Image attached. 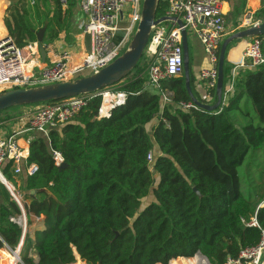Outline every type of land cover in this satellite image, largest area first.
Listing matches in <instances>:
<instances>
[{"label": "trees", "instance_id": "1", "mask_svg": "<svg viewBox=\"0 0 264 264\" xmlns=\"http://www.w3.org/2000/svg\"><path fill=\"white\" fill-rule=\"evenodd\" d=\"M24 1L4 11L13 44L23 49L34 43V27L45 24L44 44L60 40L67 23L60 0H44L50 16L40 23L32 20ZM166 8L159 0L156 17ZM254 17L262 20L264 7ZM256 39L264 56V36ZM228 49L222 98L233 67L226 61ZM142 60L119 83L126 98L108 118L97 119L100 97L95 96L47 137L32 133L26 162L37 166L33 175H14L10 162L2 167L15 191L23 190L26 226L31 217L42 219L43 229L33 233V240L26 234L20 250L29 253L21 255L22 264H75L76 258L83 264H172L197 254L209 264H226L258 243L264 230V206L259 207L264 201V67L240 70L227 103L209 113L179 108L190 102L183 74L161 83L172 92L169 104L144 91ZM193 84L189 64L193 96L202 104L215 102V90L205 88L207 101ZM52 151L60 153L65 168L54 166ZM249 154L253 162L262 159L260 176L245 195L239 170ZM251 167L246 163L248 175ZM0 197V250L14 251L22 235L14 222L21 209L2 184ZM253 218L260 229L240 222ZM2 256L8 263L5 252Z\"/></svg>", "mask_w": 264, "mask_h": 264}, {"label": "built area", "instance_id": "2", "mask_svg": "<svg viewBox=\"0 0 264 264\" xmlns=\"http://www.w3.org/2000/svg\"><path fill=\"white\" fill-rule=\"evenodd\" d=\"M167 8L163 17L174 18L175 21L157 25L151 32L143 56L146 58V75L144 91L161 98L163 104L171 102L172 92L161 88V83L183 74L182 36L186 38L191 33L202 47L206 56L207 67L198 72V78L207 90H215L217 85V67L219 46L226 33L225 12L223 0H164ZM67 0H60L65 6ZM32 4V3H31ZM142 0H78V6L84 16L81 26L82 33L88 38V50L77 53L62 50L51 66L34 73V61L28 57L37 55V43L34 42L26 49H18L10 38L0 39V92L23 88L27 85H46L84 77L112 63L125 50L140 18ZM176 20L181 25L178 26ZM260 20L254 18V13L246 11L238 29L258 26ZM242 57L249 69L264 67V56L260 51L258 39L251 38L245 43ZM88 76V75H86ZM235 85V74L231 72V82L224 93L226 97ZM119 84L102 89L98 93L79 95L56 102L37 104V107L25 117V128L20 133L3 135L0 132V184L8 191L18 206L19 200L14 187L6 181L1 173L2 167L11 163L14 175L31 176L37 171L35 164H27L28 148L21 146L18 135L21 133H38L44 137L50 130L71 120L80 110L84 109L95 97H100L97 119L108 118L111 111L121 106L126 93L120 91ZM184 111L197 109L192 102L180 103ZM54 166L59 167L63 162L60 153L51 152ZM147 160L152 163L151 152ZM7 184L9 186H7ZM264 206V201L259 207ZM245 227L260 229L253 218ZM22 230L25 223L20 225ZM260 239L252 247L240 251L234 260L226 264H264V230L260 229ZM21 240L13 256L20 253ZM7 248V247H5ZM18 258V257H17ZM194 262L188 264H209L201 255L193 256ZM190 259V258H188ZM16 264V263H15Z\"/></svg>", "mask_w": 264, "mask_h": 264}, {"label": "water", "instance_id": "3", "mask_svg": "<svg viewBox=\"0 0 264 264\" xmlns=\"http://www.w3.org/2000/svg\"><path fill=\"white\" fill-rule=\"evenodd\" d=\"M158 3L159 0H142L140 18L133 35L125 50L112 63L88 76L74 80H65L54 84L38 85L36 87L28 88H16L0 92V112L14 107L56 102L79 95L98 93L102 89L121 83L139 63L152 30L161 23L175 21L174 18L156 17ZM176 23L178 26L181 25L179 20H176ZM45 30L46 24L35 32L37 52L41 63H44L46 58L45 48L42 44ZM181 36L182 68L185 89L188 97L190 102H192L197 109L210 113L217 110V108L221 105L223 89V61L228 44L233 41H245L258 36H264V18L260 20L258 26L240 30L230 35L221 43L218 56L217 85L214 91L216 99L211 105L200 103L197 99H195L190 90L188 46L185 31L181 32ZM3 38L7 39L9 36L4 35ZM65 167L66 164L62 162L59 166V170ZM194 192L199 196L195 189Z\"/></svg>", "mask_w": 264, "mask_h": 264}, {"label": "crops", "instance_id": "4", "mask_svg": "<svg viewBox=\"0 0 264 264\" xmlns=\"http://www.w3.org/2000/svg\"><path fill=\"white\" fill-rule=\"evenodd\" d=\"M4 1V0H3ZM28 3H33L32 0H28ZM224 4H223V10L228 11V15L227 17V31L221 41V43L228 38L230 35L236 33V29L234 27L235 23L232 21V14L230 13V11L232 10V6L235 3H238V0H223ZM259 3L256 6H253L250 2V0H244V4H246L247 6H249L254 13L255 11L261 9L262 7H264V0H257ZM70 0H67V3L65 6H62L64 9L67 10V23L65 26V29L63 31V37L62 40L59 41L54 40L51 43H49L48 45L44 44V42H42L44 48H45V52H46V58L44 63H41L40 61V57L39 54L37 52V55H33V61H34V73L36 74V72L40 71L41 69H44L48 66H51L54 61L56 60V58L59 56V54L62 52V50H67L69 52H73V53H77L79 51H86L88 50V43L89 40L88 38L82 33L81 31V26L82 23L84 22V16L81 12V10L79 9L78 6V0H76V7L74 8H70L71 4H70ZM7 5V3H5ZM228 7V8H227ZM3 6L2 3L0 2V39L3 38L4 35H7L4 24H3V12L6 9V6H4L3 10H2ZM249 11V10H247ZM2 12V13H1ZM258 20V19H257ZM198 41V40H197ZM248 41H233L230 44H228V50L226 53V61L228 64H230L232 67L231 72L233 70L234 74H235V78L237 77V74L240 70H246L247 67L245 66L246 62L244 61L243 57H242V51L245 47V43ZM36 42V40H35ZM221 45V44H220ZM187 46H188V58H190L189 63L188 64H195V68H196V73L199 72L200 69L207 67V62L203 65L199 63L197 54H196V50L193 49L191 51V49L189 48L188 45V37H187ZM27 47L23 48L26 49ZM202 48V47H201ZM203 51V50H202ZM234 54V55H233ZM34 57L36 58L37 61L34 60ZM206 57V56H205ZM205 62V59H204ZM195 82L193 84L194 86V91L196 93V95L199 98L205 99L207 101L210 100V98L208 97V95L206 94V89L203 85V83L199 80L198 75H197V79H196V74L194 75V73H192ZM227 87V86H226ZM196 99V98H195ZM222 104L221 105H225L227 103V99L226 97L222 98ZM213 104L212 102L208 105ZM25 117H23L22 115L17 116L15 119L14 123H11V120L9 119H4V120H0V132L3 135H9V134H13V133H20L21 131L24 130L25 128ZM18 142L21 146L28 148V140L32 138V134H27V133H21L18 135ZM23 176H25L24 174H22ZM34 220V222H33ZM43 229L42 226V219L41 218H34L31 217L30 219V224L28 226H26V218H25V227L22 230V235H21V247L25 244V242L27 243V239H26V234L28 236V238L30 240H33V233L35 231H40ZM19 240V242H20ZM20 247V249H21ZM178 260H182L179 259ZM8 261V260H7ZM176 261V260H175ZM192 261L191 259H188V262ZM193 262V261H192Z\"/></svg>", "mask_w": 264, "mask_h": 264}, {"label": "rangeland", "instance_id": "5", "mask_svg": "<svg viewBox=\"0 0 264 264\" xmlns=\"http://www.w3.org/2000/svg\"><path fill=\"white\" fill-rule=\"evenodd\" d=\"M1 1L3 2V6H6V8H7L10 4L15 3V2H18L20 0H4V1L1 0ZM32 1L34 2V4L28 3L29 2L28 0H25L24 1L25 4H26V6H27V8H28V10H29V13L31 14L32 20L34 22H38V23H40L42 21H45L50 16V6H49V3L46 2V1H44V0H32ZM70 2L72 3V4L70 3L71 4V6H70L71 9L74 8V7H76V4H77L76 3V0H70ZM243 2H244V0H238V3L233 4L232 10L230 11V13L233 16L232 17V21L235 23L234 27H235V29H236L237 32L241 30V29H238V27H239V24L242 21L243 14L247 10L253 12V10L249 6H247L246 4H244ZM250 2H251V4L253 6H256L259 3L257 0H250ZM5 3H7V5ZM227 10L224 11L225 12V20L226 21H227V17L226 16L228 15V11H229V10L228 11ZM36 12H38V14L40 15L39 16L40 18L37 17V16H35V13ZM3 15H4V12H3ZM227 27H228V24L226 22V26H225V30L226 31H227ZM34 28L36 30L35 32H37V30L41 29L42 27L39 28V29H37V27H34ZM62 37H63V32H61V34H60V37H59L60 40L59 41L62 40ZM248 41H249V39H248ZM188 45H189V48L191 49V51L193 49L196 50V54H197L199 63L200 64L203 63V65H204L206 63V57H205V55H204V53L202 51L201 45L199 44V42L197 41V39L194 36H192L191 33L188 34ZM23 55L28 58V61H30L31 59H33L32 56L31 57H28V54L25 51H23ZM142 57H143V60H142L141 64L143 65V63H144L145 68L143 70V73L141 74V77L142 78H145V75H146V67H147V65H146V58L144 56H142ZM204 59H205V62H204ZM34 60L37 61L35 57H34ZM190 71H191V73H194V75L196 74V79H197L198 72L196 73V68H195V64L194 63H192L190 65ZM81 75L82 76H86V75H89V74L87 72H85V73H82L81 72ZM76 76L77 75H75V78H73L71 80L77 79ZM194 82H195V79H194ZM36 86H38V85L33 84V85H27V86H25L23 88L36 87ZM36 107H37V105H30V106L10 108L5 113L0 114V120L9 119V120H11V123H14L17 116L22 115L23 117H26L27 114L31 113ZM148 130H149V128H148ZM250 156L251 155L249 154V156L246 159V162L242 165V167L239 170L240 176H241V188L244 191V194L245 195H248V192H251L252 191V186H253L252 185V180H256L260 176L259 175L260 166H259L258 163L260 162V160L262 159V157L259 156L258 159H257V161L253 162L252 161V158ZM246 163H251L252 164V167L249 168L250 175H248V173L246 172V169H245ZM15 180L18 181V180H20V178L18 177ZM16 192H17L16 196H17V198L19 200V203H20L19 208L21 209V216L18 217L17 219H15L14 222L17 223V224H19V222H20V225H22L23 223H25V215H24L23 208L21 206V200H22V196H23L22 195L23 194V190H22V188H19V189L16 190ZM150 200H151V197L145 199L143 201V204H142L141 208L144 207L145 203L149 202ZM1 202H2V199L0 197V203ZM33 222H34V220H33ZM2 252H5L6 253L8 263L11 264V261L12 260H10L9 257H12L13 255L9 252L8 248H3V249L0 250V264H5V262H6L4 260V257L2 256ZM25 252H27V250H24V251H21L20 250V253L17 256L18 258H17L16 264H22V261H21V257L22 256L21 255L23 253H25ZM28 253L29 252H27V254ZM189 262H192V261H189ZM75 264H83V263L81 261H79L78 258H76V263ZM172 264H185V263L182 260L180 261V260L176 259V261H174Z\"/></svg>", "mask_w": 264, "mask_h": 264}, {"label": "bare ground", "instance_id": "6", "mask_svg": "<svg viewBox=\"0 0 264 264\" xmlns=\"http://www.w3.org/2000/svg\"><path fill=\"white\" fill-rule=\"evenodd\" d=\"M234 55V54H233ZM7 186H9L8 184H7ZM12 258V260L14 259V256H12L11 257ZM191 260L194 262V258H191ZM182 261L185 263V264H188V259H182ZM11 264H13L12 262H11Z\"/></svg>", "mask_w": 264, "mask_h": 264}]
</instances>
